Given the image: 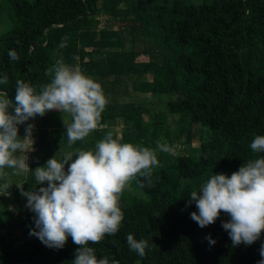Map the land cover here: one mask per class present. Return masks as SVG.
I'll use <instances>...</instances> for the list:
<instances>
[{
	"label": "trees",
	"instance_id": "16d2710c",
	"mask_svg": "<svg viewBox=\"0 0 264 264\" xmlns=\"http://www.w3.org/2000/svg\"><path fill=\"white\" fill-rule=\"evenodd\" d=\"M121 1L125 0H0V77H8L0 91L14 105L16 81L24 80L39 91L50 82L45 73L58 59L101 86L110 76L149 73L151 79L133 89L163 101L166 113L177 116L176 135L161 127L158 117L143 121L142 107L130 103L106 109L101 123L120 118L127 134L121 143L153 149L157 141L174 145L183 134L190 135L192 125H198L205 138L173 157L174 178L159 165L151 187L141 188L133 181V201L123 194L120 198L124 219L119 231L89 246L97 259L108 257L110 264L112 259L119 264H259L264 259L259 252L264 231L253 244L234 246L222 228L230 216L221 211L213 224L200 228L190 218L198 209L194 201L189 204V194L212 174L230 177L246 161L264 156L250 148L256 135H264V0H131L120 9ZM100 14L145 34L148 47L142 55L147 61L136 62V53L123 49L115 30L97 27L95 16ZM65 37L67 46L60 47ZM13 49L19 61H10L7 52ZM29 124L27 120L17 125L18 138L25 137ZM57 127L55 120L47 119L38 129V149L42 144L48 147L45 137ZM66 131L56 139L62 149H92L85 140L70 148ZM26 162L28 169L34 164ZM32 173L18 175L17 187L0 201V264H73L79 246L70 236L63 248L55 249L29 234L39 230L22 192L47 187V182L37 184ZM127 234L147 240L143 258L129 250ZM27 235L30 239L18 246Z\"/></svg>",
	"mask_w": 264,
	"mask_h": 264
},
{
	"label": "clouds",
	"instance_id": "9594fccd",
	"mask_svg": "<svg viewBox=\"0 0 264 264\" xmlns=\"http://www.w3.org/2000/svg\"><path fill=\"white\" fill-rule=\"evenodd\" d=\"M66 46L67 37L60 44ZM7 55L10 61L20 59L14 49ZM45 74L51 80L39 91L18 79L14 105L6 98L7 93L0 91V178L8 175L5 169H12V175L29 172L26 153L32 150L33 125L27 126L23 139L18 138L17 128L29 118L42 117L49 110L70 116L71 122H64L70 148L92 131L107 127L101 123V116L108 100L98 82L63 59H58ZM7 83L5 74L0 77V85ZM10 108H14V114L9 112ZM176 147L166 141H157L155 149L121 143L108 131L93 149L77 148L66 152L62 160L48 159L44 167H37L32 173L37 184L47 182V187L22 192L39 230L29 234L55 249L63 248L70 236L79 246L73 264H110L108 257L97 259L95 249L89 245L116 235L124 219L120 208L123 192L130 190L133 181L141 188L151 187L153 170L160 163L157 152L175 155ZM250 148L253 153H264V135H256ZM17 152L21 155L17 156ZM3 188L7 190L9 184L5 183ZM189 197V204L194 201L198 209V214L193 212L190 218L200 228L213 224L222 211L230 216L222 228L228 231L233 245L253 244L264 231V156L246 161L230 177L212 174ZM206 239L215 243L210 237ZM126 243L141 258L149 247L147 240H137L132 234L126 235ZM259 252L264 258V244ZM111 264L119 261L112 259ZM259 264H264V259Z\"/></svg>",
	"mask_w": 264,
	"mask_h": 264
},
{
	"label": "rangeland",
	"instance_id": "374dc122",
	"mask_svg": "<svg viewBox=\"0 0 264 264\" xmlns=\"http://www.w3.org/2000/svg\"><path fill=\"white\" fill-rule=\"evenodd\" d=\"M131 2H132L131 0L121 1L118 3L117 7L120 9H124L130 6ZM95 20L98 23L97 27L105 28L108 30L113 29L116 31L117 35H119V37L124 43L123 49L127 52L131 49L133 53H136V57H135L136 62L141 63L147 61L146 56L142 55L143 50H145L146 47H148V40H146L145 34L136 33V31H134V29L130 25L124 26L123 23L120 24L117 22H112V18H109L108 16L103 14L96 15ZM117 20L122 21L123 18L119 16L117 17ZM130 29L132 30L133 33H131ZM130 33L132 35H130ZM131 36L133 40H130ZM150 79L151 76L149 73L141 77H136L133 75L108 77L105 80V83H103L104 86H102L104 94L108 100L105 110L114 106H118L121 103L140 105L142 107L141 118L143 121L150 123L156 117H158L162 124L161 127H165V129H167L168 132L174 133L176 128L177 116L166 113L164 103L159 98L150 95H139L138 92L135 89H133V85H135L136 83L149 81ZM97 82L100 83V81L98 80ZM54 114H56V116H52ZM47 119L55 120L57 122L58 127L56 130L54 128L51 129V130H55L54 132L48 131L45 137V142L48 143V147L42 144L40 145L41 148L38 149V145L36 146L38 129L40 127H45ZM29 121L31 122V125H33L32 133H31L32 150L28 151L26 153V156H27V161H32V163H34L32 164L31 168H29L30 172L31 171L34 172L37 167H44L46 165L47 160L49 159L47 157L50 158L56 157L57 160H62L66 152L72 151L71 149H65V148L62 149L59 146V142L56 141V139L60 137V131L66 128L65 123L71 122L70 116L56 110H49L45 113L44 116L41 117L37 115L34 118H29ZM102 124L106 125L107 127L103 129L98 128L97 130L92 131L84 139L86 142L90 144L92 149L94 148L95 143L101 140L108 131L113 132L114 138L118 140L124 139L127 136V134H125L124 128L122 127V120L120 118L106 119L102 122ZM130 132H132V130ZM190 132H191L190 135L183 134L178 138V140L175 141L174 145L177 146L175 155L167 154L169 156L161 157L157 152V157L160 162L159 165L165 168L166 170H168L170 174L173 175V178H174L173 157L179 154H185L188 148L196 147L198 142L205 138L204 137L205 132L202 131V129H200L198 125H192ZM174 134L176 135V133ZM53 138L55 140H53ZM19 155H21L20 152H18L17 156ZM74 160L75 157H73V161ZM67 168L68 165H65V169H64L65 172H67ZM12 171L13 170H11L10 172H6L8 173V175L3 178H0V201L4 200L5 196H6L5 198H7V195L10 194V192L12 191L11 188L17 187L19 177L18 175H12V174L10 175ZM27 173L28 172H25L24 174ZM5 183L9 184V188L7 190L3 188V185ZM29 191L36 192L38 190L31 189ZM133 191L134 189H132L131 186L130 190H125L123 192L124 197L128 198L129 201H133L135 196ZM21 199L24 200L25 203L27 204V197L21 195ZM10 209L11 211H13L12 207H10ZM30 237H31L30 235L23 236V238L20 239L17 245L22 246L24 241H27L28 239H30ZM134 255L138 256L135 252Z\"/></svg>",
	"mask_w": 264,
	"mask_h": 264
}]
</instances>
